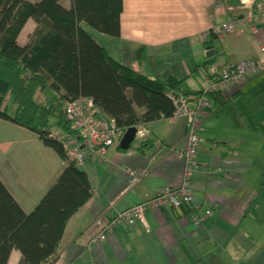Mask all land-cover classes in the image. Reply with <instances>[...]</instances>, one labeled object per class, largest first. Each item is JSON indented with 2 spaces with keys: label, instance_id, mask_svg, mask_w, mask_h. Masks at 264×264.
I'll use <instances>...</instances> for the list:
<instances>
[{
  "label": "crops",
  "instance_id": "obj_1",
  "mask_svg": "<svg viewBox=\"0 0 264 264\" xmlns=\"http://www.w3.org/2000/svg\"><path fill=\"white\" fill-rule=\"evenodd\" d=\"M60 1L70 5V0ZM241 1V7L232 8L225 0H124L120 38L136 46L138 59V66L129 68L164 81L171 91L203 93L213 71L254 60L261 54L264 0H257V8L253 6L256 0L252 4ZM20 2H11L0 27L8 24ZM251 15L255 32L244 22ZM227 21L234 24V32L221 39L210 34ZM36 27L33 20H28L18 42L28 43ZM152 46L155 56L150 57L147 51ZM208 46L214 47V54H207ZM150 58L151 65L146 68ZM261 80L264 71L221 89L222 98L234 107L236 119L220 114L212 98L198 118L199 165L192 180V205L148 208L146 228L124 221L105 232L98 245L90 241L118 213L147 202L165 188L181 185L184 162L177 158L175 149L185 143L188 122L183 118L153 122L141 127L148 133L147 141L137 138L127 150H122L118 141L114 150L103 157H89L82 170L90 177L93 195L68 222L55 264H264V132L260 125H264V119L253 117L255 121L248 123L242 119L239 107L245 99L249 111H253L260 97L255 95L249 100L247 96ZM1 123L14 125L0 119ZM5 139L0 138L2 151L12 145ZM143 141L152 145L142 146ZM0 162L5 166L3 159ZM126 169L146 173L132 191L128 190ZM10 171L1 169L0 179L29 213L52 184L34 203L24 207L8 184L12 180ZM207 210H212L213 216L195 225L193 217L204 216ZM21 258L15 250L8 264H19Z\"/></svg>",
  "mask_w": 264,
  "mask_h": 264
},
{
  "label": "trees",
  "instance_id": "obj_2",
  "mask_svg": "<svg viewBox=\"0 0 264 264\" xmlns=\"http://www.w3.org/2000/svg\"><path fill=\"white\" fill-rule=\"evenodd\" d=\"M12 1L0 0V20ZM253 6L257 8V0ZM123 10L124 0H70V5L21 0L8 24L0 27V119L35 133L64 162L55 183L29 213L0 179V264H8L15 250L22 255L19 264H55L68 222L92 198L87 172L49 137L52 127L72 128L64 114L66 104L89 98L100 114L124 131L174 113L167 93L176 91L118 62L85 28L120 37ZM30 19L37 27L22 45L18 37ZM220 92L208 96L220 114L236 119L234 107ZM146 141L142 146L152 145Z\"/></svg>",
  "mask_w": 264,
  "mask_h": 264
},
{
  "label": "built area",
  "instance_id": "obj_3",
  "mask_svg": "<svg viewBox=\"0 0 264 264\" xmlns=\"http://www.w3.org/2000/svg\"><path fill=\"white\" fill-rule=\"evenodd\" d=\"M253 0H250L252 4ZM247 27L255 32V18L253 15L244 20ZM235 31L232 22L227 21L220 27H215L210 34L221 39L224 34ZM207 35H205L206 37ZM217 39V40H218ZM261 54L254 60L243 61L238 64H227L222 70H215L207 80L209 86L201 96H192L179 92H168L167 96L174 105V113L165 119L171 122L176 119H185L188 122L189 132L185 143L181 148L175 149V155L184 162L183 179L180 186L168 187L160 191L153 198L143 204L132 207L122 213H118L115 218L106 226L104 231L94 237L90 243L98 245L104 238L107 231H111L118 224L127 221L129 225L139 224L146 228L145 212L148 208L169 205L178 208L181 205L191 206L193 203L192 180L194 171L199 165L197 149L199 145V124L198 118L202 111L210 106L209 94L216 90H221L229 83H240L247 75L260 74L264 71V37L259 42ZM64 114L67 120L72 122V128L68 131L58 128L49 133V137L59 141L66 151L69 160L76 162L82 167L91 156L103 157L109 150H114L115 145L122 139L126 131L119 129L115 122L100 114L94 102L89 98H80L74 102L66 104ZM148 139V133L140 128L137 129L136 139ZM128 178V190L132 191L142 182L146 173L131 169L124 171ZM213 216L212 210H207L204 216H194V224L200 226L207 219ZM90 243L85 246H89Z\"/></svg>",
  "mask_w": 264,
  "mask_h": 264
},
{
  "label": "rangeland",
  "instance_id": "obj_4",
  "mask_svg": "<svg viewBox=\"0 0 264 264\" xmlns=\"http://www.w3.org/2000/svg\"><path fill=\"white\" fill-rule=\"evenodd\" d=\"M85 28L88 29L92 37L118 62L124 65L126 64L128 67L138 66V59L135 58L136 46L133 47L128 40L124 41L123 38L111 37L88 27ZM147 52L150 57L155 56L153 46L149 47ZM150 62H152V58L145 63L146 68L150 67ZM255 95L260 98L258 103L254 104L256 106L252 112L249 111L246 105L245 101L247 100H241L239 103V107L243 112L242 119L248 123L255 121L252 120L253 117L256 120L264 119V80H261L254 86V92L249 93L247 98L252 100ZM8 104L12 106L9 101ZM53 122L54 119L51 118L50 124ZM0 125L2 126L0 138H6L5 140H8L7 142H11L12 144V147L10 146L7 151L0 149V159H3V163H6L3 166L0 162V170L3 168L11 170L12 180L8 181V184L12 187V191L16 196L19 197L23 206H30L37 198H40L48 185L55 183V180L58 178L55 175L58 173L61 174L62 163L64 164V162L51 149L45 148L35 133L17 125L9 124L6 126L4 123ZM260 125L263 133L264 125L262 123ZM52 128V130H55L59 127L55 126ZM84 168V166L81 167V169Z\"/></svg>",
  "mask_w": 264,
  "mask_h": 264
},
{
  "label": "water",
  "instance_id": "obj_5",
  "mask_svg": "<svg viewBox=\"0 0 264 264\" xmlns=\"http://www.w3.org/2000/svg\"><path fill=\"white\" fill-rule=\"evenodd\" d=\"M225 1L232 8H238L243 5L241 0H225ZM206 50L208 51L207 53L208 55H212L215 52L213 46H208ZM136 133H137V128H129L126 130L122 139L120 140L119 146L122 150H127L128 148H130V145L136 139Z\"/></svg>",
  "mask_w": 264,
  "mask_h": 264
},
{
  "label": "bare ground",
  "instance_id": "obj_6",
  "mask_svg": "<svg viewBox=\"0 0 264 264\" xmlns=\"http://www.w3.org/2000/svg\"><path fill=\"white\" fill-rule=\"evenodd\" d=\"M244 2H250V0H244Z\"/></svg>",
  "mask_w": 264,
  "mask_h": 264
}]
</instances>
